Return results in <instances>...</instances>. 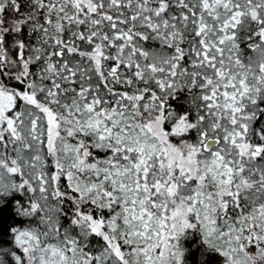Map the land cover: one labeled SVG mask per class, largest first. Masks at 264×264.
Here are the masks:
<instances>
[{"label":"snow or ice","instance_id":"6c2138e0","mask_svg":"<svg viewBox=\"0 0 264 264\" xmlns=\"http://www.w3.org/2000/svg\"><path fill=\"white\" fill-rule=\"evenodd\" d=\"M0 264H264V0H0Z\"/></svg>","mask_w":264,"mask_h":264}]
</instances>
